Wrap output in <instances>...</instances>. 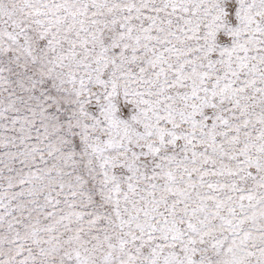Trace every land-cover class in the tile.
<instances>
[{
    "label": "snow or ice",
    "instance_id": "snow-or-ice-1",
    "mask_svg": "<svg viewBox=\"0 0 264 264\" xmlns=\"http://www.w3.org/2000/svg\"><path fill=\"white\" fill-rule=\"evenodd\" d=\"M0 264H264V0H0Z\"/></svg>",
    "mask_w": 264,
    "mask_h": 264
}]
</instances>
